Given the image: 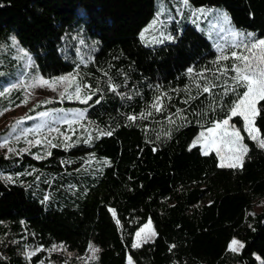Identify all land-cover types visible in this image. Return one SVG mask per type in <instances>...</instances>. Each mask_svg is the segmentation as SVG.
<instances>
[{"label":"trees","instance_id":"16d2710c","mask_svg":"<svg viewBox=\"0 0 264 264\" xmlns=\"http://www.w3.org/2000/svg\"><path fill=\"white\" fill-rule=\"evenodd\" d=\"M189 3L219 5L264 38V0ZM153 16V0H0V44L15 37L40 76L77 70L95 93L64 102L84 107L80 134L46 144L44 159L36 148L0 153V177H12L0 178V264H126V255L133 264H264V150L243 135L242 168L189 150L199 129L225 116L217 98L227 85L208 63L210 44L187 23L170 42L142 44ZM258 108L264 136V101ZM146 220L155 236L133 247ZM231 238L243 249L229 251ZM89 244L99 249L94 260L84 259Z\"/></svg>","mask_w":264,"mask_h":264},{"label":"rangeland","instance_id":"374dc122","mask_svg":"<svg viewBox=\"0 0 264 264\" xmlns=\"http://www.w3.org/2000/svg\"><path fill=\"white\" fill-rule=\"evenodd\" d=\"M153 4L154 16L140 29L138 33L140 42L146 46H155L163 42H170L171 40L166 39V37L174 33V31H179L181 26L187 23L197 30L210 44L211 49L213 50V55L208 58V63L217 67V69L213 70V74L220 75L219 79L221 84L227 85V87L230 86L232 83L230 77L234 75V73L229 71L225 75L219 72L218 69L224 67L231 69L234 61L229 59L217 62V57L220 55L218 46L223 48L225 53H229L233 50L232 45L238 39L228 30L229 26L219 22L214 11L209 12L199 19L193 17L190 10L183 6L182 0H153ZM200 7L225 11L219 5H204L192 8ZM158 13H160L159 22L154 28L149 29V31L145 33V38L142 41L140 39V33L148 28L153 20L157 19ZM231 28L240 33H253L251 30L235 26L232 22ZM31 65L30 55L18 43L17 45H13L12 38H10L8 44L5 42L0 44V85L2 86V91H0V93H3V95H0V113H2L0 114V142L5 140L8 141L6 148H0V153L3 155H19L22 152L36 148L37 152L34 153V157L38 155L40 156L43 154V148L48 144L47 140H51L53 144L57 141L64 143L69 141H65V136L71 138L73 135L80 134L81 120L84 116L77 120L74 118L73 114L84 112V107H80L76 104H64V102L83 103L81 100L74 98V87L69 88L64 97H61L60 94L64 90L63 84L59 85L56 91H53L48 87H33L37 78L42 76L32 70ZM70 73L78 77V71L74 70L52 78L67 76ZM210 79L212 78L210 77ZM226 80L227 84H225ZM76 82L81 85H87L82 81L80 82L77 80ZM224 88L225 87L220 90V96L217 98V101L218 109L225 112V116L219 117L218 120H222L226 117L229 107L237 98V95L234 94L233 96L224 99ZM243 91L244 89L241 88L239 94H242ZM89 94L90 91L88 89L82 88V95ZM69 96H72L73 98H68ZM16 98H18L19 102L12 106V102ZM25 100H27V103H24ZM41 113H48L49 115L41 116ZM62 117L68 120H74V123L69 126L61 119ZM17 121H22V123L17 124ZM230 123L240 129L242 136L245 135L248 137L243 128L242 118L233 117ZM37 125H42L38 131H36ZM211 126L212 124L199 129L192 138L190 144H192L193 140L196 139L201 132L206 131V129ZM55 129H58L59 131H54ZM86 132L88 133V131ZM89 136L90 135L87 134V137ZM35 140H41L42 143L39 145L29 143V141ZM197 145L199 146L201 153L204 154L202 143H197ZM7 148H12L13 151L8 152ZM210 151L215 153L218 164L220 165L221 157L216 154L215 150H209L208 152ZM221 156H225L223 162L227 165L230 161L227 159L225 152H222ZM6 176H10V174L7 172L1 174V177ZM254 210H259L258 204L255 205ZM111 215L114 218L112 211ZM147 224H149V220H146L135 230L132 237V245L143 243L137 239L136 233ZM233 239L235 238L229 240L227 249H229L230 242ZM90 256H92V251L89 249L88 245L84 259H88ZM128 258L129 256L126 255V264H128Z\"/></svg>","mask_w":264,"mask_h":264},{"label":"snow or ice","instance_id":"6c2138e0","mask_svg":"<svg viewBox=\"0 0 264 264\" xmlns=\"http://www.w3.org/2000/svg\"><path fill=\"white\" fill-rule=\"evenodd\" d=\"M182 4L185 8H188L193 17L199 19L200 17L208 14L211 11L216 13L218 21L224 25H228V30L231 34L238 39L232 45L233 50L229 53H225L223 48L218 46V51L220 55L217 57V62L220 60H229L232 59L234 62L231 66V69L226 67L218 69L222 74H227L229 71L234 73L230 77L232 83L230 86L224 88V94L227 95L230 91L235 93L238 88H243L244 91L242 94H237L236 100H234L231 106L228 109L226 117L222 120L213 121L212 126L207 128L206 131L201 132L199 136L193 140L191 147H195L197 143H202L203 153L208 154L209 150H215L216 154L221 157L220 167H230V168H242L244 159L249 152V147L244 143V137L241 135V131L234 124H231L230 121L233 117H240L243 120V128L247 133L248 138L252 140L258 148L264 150V136H261L260 130L255 126L256 118L260 115V109L258 105L260 102L264 101V38H255L253 33H240L235 29L231 28V18L226 11L222 10H212L204 7L192 8L189 3V0H182ZM159 15L157 14V19L149 25L148 28L143 30L140 33V39L143 41L145 38V33L149 29L154 28L155 25L159 22ZM166 39L172 40L171 35L167 36ZM12 44L17 45L15 37L12 38ZM188 73L191 74L193 69L189 68ZM203 76V73L200 74ZM77 76L73 74H68L67 76H61L57 78L44 79L43 77H38L36 82L33 84V87H48L53 91H56L58 86L63 84L64 90L60 93L61 97H64L68 92L69 88L74 87V98L81 100L83 103H88L92 99V96L95 93L89 95H82V88H90V85H81L77 83ZM219 79V77H217ZM227 84V80L225 81ZM199 87V85H197ZM111 90L115 91V87L111 86ZM211 89L207 86L203 87V92L208 93ZM3 95V93H0ZM68 98H73L69 96ZM27 103V100L24 101ZM99 103V100L96 101ZM157 111H160V107L153 105ZM2 114V113H0ZM48 113H41V116H47ZM75 119H81L84 116V112L74 113ZM71 126L74 123V120H68L66 118H61ZM129 120H135V116H129ZM170 119V118H169ZM22 123V121H17V124ZM42 125H37L36 131H38ZM30 131V130H26ZM54 131H59L55 129ZM112 132L101 133V135H111ZM170 135V133H166ZM46 139V138H45ZM65 141L70 140V137L65 136ZM90 139V138H89ZM86 143L88 140L85 141ZM30 144L39 145L42 143L41 140L29 141ZM47 143L51 147H57L58 145L53 144L51 140H47ZM8 141L5 140L0 142V148H6ZM68 143L64 144V147H70ZM8 152H12V148H7ZM225 152L227 159L230 161L227 165L224 164L225 156H221V153ZM47 155H51V152H48ZM7 158V157H6ZM36 159H44L43 156H36ZM8 181H12V177H0ZM48 197H45L47 200ZM112 211V210H110ZM113 215H115L113 211ZM147 230V231H146ZM155 236V232L150 227L149 224L145 225L136 233V237L139 241L144 243L148 242ZM140 244H133V247H139ZM174 247V246H173ZM244 244L239 240L233 239L229 245V251L239 252L243 249ZM89 249L92 251V259H96L95 253L99 251L98 248H95L92 244H89ZM55 250V249H53ZM34 253H29L28 258L30 259L31 255ZM128 264H133L132 258H128Z\"/></svg>","mask_w":264,"mask_h":264}]
</instances>
